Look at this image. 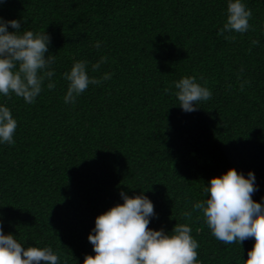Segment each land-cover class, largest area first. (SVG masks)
I'll list each match as a JSON object with an SVG mask.
<instances>
[{"label":"trees","instance_id":"obj_1","mask_svg":"<svg viewBox=\"0 0 264 264\" xmlns=\"http://www.w3.org/2000/svg\"><path fill=\"white\" fill-rule=\"evenodd\" d=\"M246 4L251 27L228 40L218 32L226 0H3L0 16L46 31L56 56V87L35 103L0 97L18 121L15 143L0 144L4 231L25 246L51 245L61 264H83L94 254L87 237L95 217L122 203V190L148 195L157 214L148 226L168 231L229 167L255 172L260 200L264 0ZM101 55L107 61L91 71ZM75 59L89 61L90 75L112 77L65 104L62 73ZM185 75H203L212 91L191 112L174 95L173 81ZM188 222L201 264H243L254 243L217 240L195 212Z\"/></svg>","mask_w":264,"mask_h":264},{"label":"clouds","instance_id":"obj_2","mask_svg":"<svg viewBox=\"0 0 264 264\" xmlns=\"http://www.w3.org/2000/svg\"><path fill=\"white\" fill-rule=\"evenodd\" d=\"M226 4V18L218 32L232 40L235 37L230 33H245L250 29L253 13L246 0H226ZM22 19L0 16V97L10 98L14 94L23 98L25 104H32L45 88L56 87L53 79L56 56L48 51L50 35L46 31L25 29L21 26ZM258 43V40L252 41V44ZM93 46L99 49L101 42L97 40ZM107 59L101 55L91 64V71L99 70ZM111 77L112 73L107 71L99 76L90 75L89 61L75 59L70 69L62 73L67 81L64 103L74 104L89 85H100ZM173 85L177 104L185 112L194 111L198 102L212 96L203 75L181 76ZM168 91L166 88L165 92ZM17 126L11 108L0 103V144L15 143ZM257 190L253 170L245 174L229 167L209 179L203 187L205 198L192 202L191 209L185 208L181 212L185 222H177L170 231L148 226L157 215L148 195L143 191L129 195L122 190L123 202L95 217L87 237L94 254H86L83 264H201L197 259L199 242L188 222L194 212L207 225L210 234L225 244H241L245 239L254 238L243 264H264V196L253 199ZM0 264H61V257L51 245L25 246L16 234L4 231L0 220Z\"/></svg>","mask_w":264,"mask_h":264}]
</instances>
